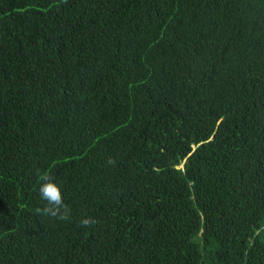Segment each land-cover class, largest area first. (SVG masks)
<instances>
[{
    "label": "trees",
    "instance_id": "obj_1",
    "mask_svg": "<svg viewBox=\"0 0 264 264\" xmlns=\"http://www.w3.org/2000/svg\"><path fill=\"white\" fill-rule=\"evenodd\" d=\"M0 264H264V0H0Z\"/></svg>",
    "mask_w": 264,
    "mask_h": 264
},
{
    "label": "clouds",
    "instance_id": "obj_2",
    "mask_svg": "<svg viewBox=\"0 0 264 264\" xmlns=\"http://www.w3.org/2000/svg\"><path fill=\"white\" fill-rule=\"evenodd\" d=\"M43 182L39 185L40 197L47 202L49 205L44 211L51 216L57 217L58 219L66 218V208L64 205L63 190L62 186L48 178L43 177ZM82 225L87 226L91 223L90 219H83L81 221Z\"/></svg>",
    "mask_w": 264,
    "mask_h": 264
},
{
    "label": "bare ground",
    "instance_id": "obj_3",
    "mask_svg": "<svg viewBox=\"0 0 264 264\" xmlns=\"http://www.w3.org/2000/svg\"><path fill=\"white\" fill-rule=\"evenodd\" d=\"M185 167V166H184Z\"/></svg>",
    "mask_w": 264,
    "mask_h": 264
}]
</instances>
